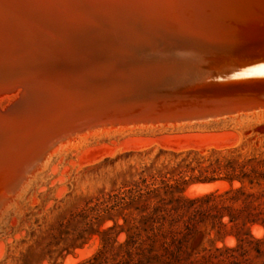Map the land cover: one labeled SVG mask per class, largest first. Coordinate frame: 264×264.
<instances>
[{
    "label": "bare ground",
    "instance_id": "1",
    "mask_svg": "<svg viewBox=\"0 0 264 264\" xmlns=\"http://www.w3.org/2000/svg\"><path fill=\"white\" fill-rule=\"evenodd\" d=\"M221 1L240 9L257 8L255 17L264 15V0ZM204 4L200 0H0V95L18 93L0 109V179L17 166L23 145L40 148L28 161L37 158L30 171L4 194L0 219L34 170L76 137L195 120L108 122L60 136L77 123L199 103L198 94L214 95L212 99L232 97L239 90L264 95V76L255 71L264 65V19L227 18L202 8L209 7L210 0ZM52 89L57 93L51 94ZM259 108L264 106L196 121ZM223 187L227 185L198 183L189 186L186 194L193 197ZM252 230L263 232L257 226ZM90 254L79 250L81 259ZM76 261L66 258L69 264Z\"/></svg>",
    "mask_w": 264,
    "mask_h": 264
},
{
    "label": "rangeland",
    "instance_id": "2",
    "mask_svg": "<svg viewBox=\"0 0 264 264\" xmlns=\"http://www.w3.org/2000/svg\"><path fill=\"white\" fill-rule=\"evenodd\" d=\"M16 96L1 94L0 109ZM152 125L76 137L35 169L0 219V264H69L68 256L81 264L104 246L108 249L114 233L104 231L116 217L105 212L101 202L145 165L264 156V108L211 121ZM193 184L198 183L185 186V196L191 197L186 191ZM252 228L254 237L264 236L262 227V233ZM124 239L121 233L114 246ZM224 244L234 246L236 238L227 235ZM85 249L91 254L81 259L79 250Z\"/></svg>",
    "mask_w": 264,
    "mask_h": 264
},
{
    "label": "trees",
    "instance_id": "3",
    "mask_svg": "<svg viewBox=\"0 0 264 264\" xmlns=\"http://www.w3.org/2000/svg\"><path fill=\"white\" fill-rule=\"evenodd\" d=\"M190 183L228 186L187 197ZM101 205L116 217L104 231L114 237L81 264H264V236L251 234L264 229V156L153 162ZM227 235L234 246L224 244Z\"/></svg>",
    "mask_w": 264,
    "mask_h": 264
},
{
    "label": "water",
    "instance_id": "4",
    "mask_svg": "<svg viewBox=\"0 0 264 264\" xmlns=\"http://www.w3.org/2000/svg\"><path fill=\"white\" fill-rule=\"evenodd\" d=\"M210 1L211 4L209 7L204 6L202 8L203 9L206 8L208 10H214L224 15L227 18L246 17L252 20L264 19V15L262 16L258 15L257 17H255L258 11H256L257 8L254 9L253 6H252L253 10H249V9L246 10V8L240 9L233 5L223 3V1L221 0H210ZM200 2L204 4V0H200ZM40 89L45 90L46 88L44 86H41ZM49 92L51 94L57 93L55 89L49 90ZM234 94L235 95H233L232 97H217L213 99L212 96L214 95L201 96L200 94H198L197 95L198 98H202L201 101L199 100L200 101L199 103L189 102L184 104H178L175 106H171L168 109H159L151 113H146L145 110L143 111L138 110V111H130L122 114L118 113L117 115H105L100 118L97 117L89 118L85 120L83 123L75 124L70 131H68L67 133L63 132L60 136L108 122H133V121L140 122V121H153L160 119L161 120L178 119L183 121L206 120V119L215 118L220 115L234 114L235 112H237L238 110H242L243 108L264 106V95H257L256 93H252L246 90H239L236 91ZM203 98H207V99H203ZM145 109L148 110L147 108ZM27 141L28 140H26V142ZM39 150H40L39 147L31 148V146L27 147V144L24 149V145H23L24 154L19 160V162H17V166L14 165L15 168L13 169V171L7 174L6 177H4V179H0V206L4 202V194H7L8 192L12 191L20 183L22 177L27 172H29L30 169L33 167L37 158L35 157L32 158L30 162L28 161ZM18 163H20V165H18ZM18 172H20L19 173L20 175L18 174Z\"/></svg>",
    "mask_w": 264,
    "mask_h": 264
},
{
    "label": "snow or ice",
    "instance_id": "5",
    "mask_svg": "<svg viewBox=\"0 0 264 264\" xmlns=\"http://www.w3.org/2000/svg\"><path fill=\"white\" fill-rule=\"evenodd\" d=\"M257 74L264 76V65H262L259 69L255 70Z\"/></svg>",
    "mask_w": 264,
    "mask_h": 264
}]
</instances>
